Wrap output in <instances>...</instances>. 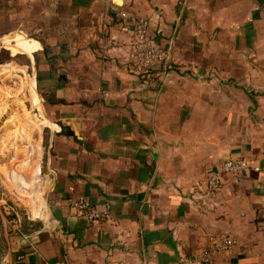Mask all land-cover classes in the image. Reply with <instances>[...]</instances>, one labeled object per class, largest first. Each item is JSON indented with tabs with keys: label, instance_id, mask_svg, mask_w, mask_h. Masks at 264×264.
I'll return each instance as SVG.
<instances>
[{
	"label": "crops",
	"instance_id": "crops-1",
	"mask_svg": "<svg viewBox=\"0 0 264 264\" xmlns=\"http://www.w3.org/2000/svg\"><path fill=\"white\" fill-rule=\"evenodd\" d=\"M11 6L19 25L33 7L44 36L27 41L47 191L18 208L25 220L0 218L14 264H179L219 236L237 245L214 264H264V0H0L4 18ZM139 17L168 53L157 92L128 62ZM237 158L261 171L203 200L209 173ZM80 197L110 204V220L79 218Z\"/></svg>",
	"mask_w": 264,
	"mask_h": 264
},
{
	"label": "rangeland",
	"instance_id": "rangeland-1",
	"mask_svg": "<svg viewBox=\"0 0 264 264\" xmlns=\"http://www.w3.org/2000/svg\"><path fill=\"white\" fill-rule=\"evenodd\" d=\"M1 10L0 33L2 28L7 27L9 17L11 32L0 34V41L12 34L24 37L10 39V50L0 48V218L4 216L12 220L11 214L4 213H9L10 207H17V211L20 206L29 210L30 205L36 207L47 201V191L41 180L42 155L40 148L36 146V136L41 129L38 109L42 108V100L37 90V68L32 64L33 59L29 58L34 46L31 41H27L44 36L36 31L33 7L27 12L25 25L18 24L17 7L12 8L9 17L5 18ZM45 20L47 23L50 21ZM40 59L39 65L44 68L46 63L42 55ZM13 136H16L18 142L17 145L10 146ZM2 225L0 221V230ZM0 237L5 247L0 264H14L13 257L8 255L10 251L7 252L6 240L3 236Z\"/></svg>",
	"mask_w": 264,
	"mask_h": 264
},
{
	"label": "built area",
	"instance_id": "built-area-1",
	"mask_svg": "<svg viewBox=\"0 0 264 264\" xmlns=\"http://www.w3.org/2000/svg\"><path fill=\"white\" fill-rule=\"evenodd\" d=\"M151 22L148 18H135L131 22V36L127 45L128 62L140 76L143 85L152 91H160L166 83L164 66L167 63L168 53L155 36L150 34ZM261 169L253 166L246 158L229 159L223 165L209 173L205 189L201 196L206 200L220 186L224 176H231L238 180L250 172H260ZM68 206L77 212V216L89 223L109 221L111 218V205L105 204L102 209L93 207L85 198L68 201ZM10 207L9 213L15 221L21 218L16 209ZM237 242L229 236L212 238L208 245L197 254L183 257L179 264H214L216 257L233 250Z\"/></svg>",
	"mask_w": 264,
	"mask_h": 264
},
{
	"label": "trees",
	"instance_id": "trees-1",
	"mask_svg": "<svg viewBox=\"0 0 264 264\" xmlns=\"http://www.w3.org/2000/svg\"><path fill=\"white\" fill-rule=\"evenodd\" d=\"M12 218L14 219V216H12ZM21 219H22V220H25L26 217L21 216ZM32 225H33V228L37 227V226L34 225V224H32ZM0 231H1V230H0ZM0 236H1V235H0ZM4 250H5V247H4V241H3V239L0 237V257H1V255H2V253L4 252Z\"/></svg>",
	"mask_w": 264,
	"mask_h": 264
}]
</instances>
